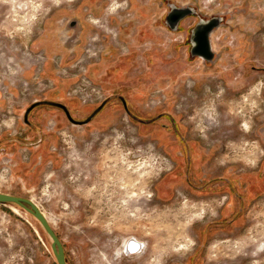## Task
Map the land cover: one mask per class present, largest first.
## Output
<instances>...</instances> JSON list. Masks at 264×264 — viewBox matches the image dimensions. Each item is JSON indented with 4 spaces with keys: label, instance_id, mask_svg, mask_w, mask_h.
Returning a JSON list of instances; mask_svg holds the SVG:
<instances>
[{
    "label": "rangeland",
    "instance_id": "374dc122",
    "mask_svg": "<svg viewBox=\"0 0 264 264\" xmlns=\"http://www.w3.org/2000/svg\"><path fill=\"white\" fill-rule=\"evenodd\" d=\"M173 4L198 10L177 31ZM212 17L206 63L190 34ZM60 89L108 107L80 126L39 106L36 150L25 112ZM0 193L39 206L69 264H264V0H0ZM0 264H57L12 204Z\"/></svg>",
    "mask_w": 264,
    "mask_h": 264
},
{
    "label": "water",
    "instance_id": "95a60500",
    "mask_svg": "<svg viewBox=\"0 0 264 264\" xmlns=\"http://www.w3.org/2000/svg\"><path fill=\"white\" fill-rule=\"evenodd\" d=\"M197 14L198 10L193 6H179L173 4L170 6V10L166 15L165 22L171 31H177L186 18ZM222 21V17H212L208 20L201 19L191 30L190 54L193 58H200L206 63L215 61L217 55L213 48L212 34L221 27ZM76 23L77 22L74 21L71 27H75ZM35 105L36 104H33L28 110L27 116ZM60 106L64 107L63 105ZM0 204L16 205L37 219L51 242L52 252L56 258L57 264H69L63 243L45 214L33 200L0 193Z\"/></svg>",
    "mask_w": 264,
    "mask_h": 264
},
{
    "label": "flooded vegetation",
    "instance_id": "af4514ba",
    "mask_svg": "<svg viewBox=\"0 0 264 264\" xmlns=\"http://www.w3.org/2000/svg\"><path fill=\"white\" fill-rule=\"evenodd\" d=\"M108 99H109V97H105L102 100V102H100V105H98L97 107H94L93 110H91V111H85V110H87L86 107H83L82 109H78L77 111H78L79 114H81L80 113L81 111H85L84 114L86 116L83 117V118L82 117H79L80 115L79 114H76L75 111L73 113V109L68 108L65 104H60V105H63L65 107L64 108V107L60 106L55 101H48V102H45V103L44 102H41V101L34 102L33 104H36L34 106V108L29 112V114L27 116V112L30 109V107H29L28 110L25 112L24 117H25L26 121H29V117H30L31 113L34 110H36L39 106H42V105H44L46 103L47 104L49 103V104H51V107L54 106V107H58L59 109H61L65 113L66 117L68 118V120L72 124H74V125H80V126H90V125H92L95 122V119H97L99 117V115L108 107L107 106L108 105ZM124 104H125V102H124ZM126 106H129L128 101H127V105ZM128 113H129V111H128ZM131 244H135L136 246H139V243L136 240H131L129 242V246Z\"/></svg>",
    "mask_w": 264,
    "mask_h": 264
},
{
    "label": "crops",
    "instance_id": "0c3cea01",
    "mask_svg": "<svg viewBox=\"0 0 264 264\" xmlns=\"http://www.w3.org/2000/svg\"><path fill=\"white\" fill-rule=\"evenodd\" d=\"M94 1H96V0H93V2ZM76 26H77V23H76ZM81 33V32H80ZM77 54L75 55V56H73V57H70V58H68V61H73V60H75L76 58H77ZM65 95H66V97H68L69 96V94H65L64 93V91L63 90H56L55 92H53L52 94H50L49 95V97H47V98H45V99H43V100H40L41 102H48V101H55V102H57L58 104H64V102L62 101V100H64V97H65ZM69 98V97H68ZM67 98V99H68ZM72 99H74V100H71V99H69V100H66V102L67 103H65V105L68 107V108H70V109H73V113H74V111H75V108H77V106H78V101L79 100H76V98H72ZM36 102V101H35ZM75 104V105H74ZM43 107H47V108H49L50 109V114H54L53 112H52V110H53V108H56V109H59L58 107H54V106H52L51 107V104H44L43 105ZM83 107H86V111H91V110H93V108H94V106L93 105H89V104H86L85 106H83ZM82 107V108H83ZM81 108V109H82ZM59 112H63L61 109H59ZM54 115H56V114H54ZM79 115H81V114H79ZM80 117V116H79ZM84 117V116H83ZM82 117V118H83ZM24 119H25V117H24ZM24 125L26 126V127H28L29 126V128L31 127V125L33 126V124L31 123H29V121H26V119H25V122H24ZM72 125H74V124H72ZM34 128H35V130H38V131H36V133L39 135L38 137H40V139H38V140H40L39 141V143H37V144H39V145H36V150L40 147V149H43V148H47V146L49 145V143H48V141H47V139H46V132L45 131H43L41 128L39 129V127L38 126H33ZM33 127H32V129H33ZM30 130V129H29ZM48 133V132H47ZM32 135H33V133H32ZM36 135V134H35ZM37 136V135H36ZM27 139V137L26 136H24L23 137V139H22V144H23V147L24 148H26V146H27V142L26 141H28V140H26ZM42 146H43V148H42ZM41 160H42V157H41ZM46 160V159H45Z\"/></svg>",
    "mask_w": 264,
    "mask_h": 264
},
{
    "label": "bare ground",
    "instance_id": "6f19581e",
    "mask_svg": "<svg viewBox=\"0 0 264 264\" xmlns=\"http://www.w3.org/2000/svg\"><path fill=\"white\" fill-rule=\"evenodd\" d=\"M45 214V213H44ZM46 216V215H45ZM47 217V216H46ZM48 219V218H47ZM131 241V240H130ZM143 248V245L139 243V246H136L135 244H131L129 246V242L126 244V249H127V253L131 254V253H136L138 251H140Z\"/></svg>",
    "mask_w": 264,
    "mask_h": 264
}]
</instances>
